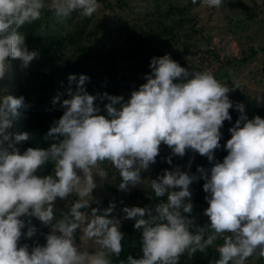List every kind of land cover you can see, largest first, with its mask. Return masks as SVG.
Masks as SVG:
<instances>
[{
    "label": "clouds",
    "instance_id": "9594fccd",
    "mask_svg": "<svg viewBox=\"0 0 264 264\" xmlns=\"http://www.w3.org/2000/svg\"><path fill=\"white\" fill-rule=\"evenodd\" d=\"M202 3L219 8L223 0ZM99 7L98 0H0V80L10 69V59L25 70L40 58L20 29L40 20L44 10L57 18L73 12L90 18ZM149 67L146 83L127 101L106 92L89 94L84 86L89 77L81 74L75 90L69 88L63 100V115L44 136L53 141L50 147H29L22 154L12 140H27L29 133L10 130L19 109L28 105L23 96H0V264H113L112 257L122 252L124 235L121 220L108 218L114 203L103 215L97 214L98 208L90 214L82 211L100 203L92 195L97 187L94 173L106 179L101 165L109 162L122 177L119 190L145 185L141 172L155 163L161 143L173 155L183 157L191 149L212 162L214 150L221 147L220 129L232 119L233 107L240 115L229 128L223 162L215 161L210 170L198 166L199 176L176 168L147 180L157 197L167 196L166 202L156 205L155 214L149 207L123 208L124 218L133 219L134 228L142 231L143 255H129L121 264H178L181 255L206 253L210 247L219 254L214 264H246L253 255L264 258V118L249 119L243 103L233 105L228 93L243 89L238 81L230 88L212 71H189L170 54L153 57ZM68 80L76 81V75L70 74ZM97 99L108 101L107 115L100 114ZM57 100L53 98V105ZM48 161L54 163V176L36 175ZM167 162L171 164V157ZM198 179L205 181L203 189L210 194L205 197L210 224L192 231V220L185 214L193 211L190 185ZM70 195L76 199L57 217L54 202ZM24 216L51 226L45 245L31 251L27 244L18 247L22 235L30 238L35 231L22 233ZM77 229L82 240L93 242L94 251L76 243ZM217 240L223 243L216 244Z\"/></svg>",
    "mask_w": 264,
    "mask_h": 264
},
{
    "label": "trees",
    "instance_id": "16d2710c",
    "mask_svg": "<svg viewBox=\"0 0 264 264\" xmlns=\"http://www.w3.org/2000/svg\"><path fill=\"white\" fill-rule=\"evenodd\" d=\"M252 1V6L243 1L226 2L223 0V4L227 3L230 8L237 6V10L248 14L250 18L260 10L263 11L259 8L256 12L249 14L258 7L255 0ZM142 2L146 7L147 15L137 20L130 18L134 14L133 10L128 7L127 0H98L99 8L104 10L101 18H98V10L90 18L81 17L78 12H73L66 18H57L46 9L40 20L20 29L26 37L29 49L39 52L40 58L31 62L30 67L25 70L20 69L18 60L10 59L9 78L4 77L0 80V96L6 94L17 98L23 96L24 103L28 105L26 108L19 109L20 115L16 119L18 124L16 122L15 127L10 130L17 134L29 133L27 140L15 141L14 138L12 140L14 146L20 149L21 154L29 147L43 149L50 147L53 141L45 140L44 136L63 115L64 108L61 107L63 100L68 98L69 88L75 90L81 74L89 77L84 85L89 94L96 95L106 92L109 95L118 96V91L122 87L120 85L123 82L115 78L118 72L124 71L120 67L125 64V69L137 70L140 74L125 87L132 92L131 86L138 84L135 89L138 90L141 84L146 83V74L151 73L150 64L145 62L146 65L138 64L142 60L140 57L143 54H148L147 47H143L141 44L150 46V50L155 49L158 56H161L164 53L161 50L171 51L174 45L180 44L179 41L183 35L186 37L191 31H195L197 15L190 7L201 4L202 0H197L196 4H193L192 0H186V4L181 3L180 0H143ZM118 10L121 11L122 16L117 14ZM188 45L183 42L184 51L176 54L173 60L189 71L192 69L212 71L219 81L227 75V71L220 72V69L237 66L239 63L243 64L250 57L243 56L241 59L233 57L223 61L213 51L199 50V52H204V56L203 59L200 58L196 61L194 57L197 51L188 50ZM250 50L251 55H256L257 51L253 48ZM261 51L264 52V46L261 47ZM216 62H218V66L209 68ZM203 63H205L204 67L200 65ZM70 74L76 75V81L71 84L68 80ZM260 74L264 78V70ZM131 92L123 95L125 101L130 98ZM228 95L234 106L236 103L245 105V112L249 119L256 115L264 118V104H259L256 100L246 96L244 92L239 93L237 89L229 92ZM54 97H58L55 105L52 102ZM95 103L101 109L100 114L107 115L104 105L108 101L97 99ZM229 112L232 119L225 120L220 129L222 133L221 147L214 150V161L210 162L206 156L199 155L194 161L193 170L188 172L190 175L199 176L198 166L210 170L215 161L223 162V158L227 155L224 145L231 138L229 128L235 125L240 115L235 107L230 108ZM169 150V153H163L159 149V154L156 157V171L151 180L163 175L165 170L174 171L176 168L181 170L185 159L194 153L191 149H186L185 155L181 157L173 155L172 150L170 148ZM168 157H171V164L167 162ZM36 175L54 176V163L46 162L37 170ZM204 183L203 179H198L190 185L193 211L185 215L192 220L190 225L192 231H195L197 226L210 224L209 217L205 215V209L209 206L205 197L210 194L204 191ZM105 187L111 195L110 198L101 200L99 204L92 203L88 209L82 211L89 213L92 208H98L104 204L123 203L126 207H149L155 214L156 205L167 201V196L157 197L150 186L131 192H119L107 183ZM67 199L69 206L76 197ZM61 212L55 211V215L59 217ZM26 220H30L31 224L37 227L38 219L35 216H26ZM134 223L133 219H124L121 223L120 231L124 234L122 252L119 257H112L113 264L126 262L129 255L134 258H140L143 255L141 250L142 231L135 229ZM47 235V228H42L40 236L45 241ZM22 238L23 236H21ZM35 240L32 237L26 239L24 243L19 240L18 247L27 244L31 251L33 247L39 245ZM222 243V240L216 241V244ZM218 258L219 254L215 248L210 247L206 253L197 252L191 257L186 253L181 255L178 264H214ZM246 264H264V258L253 255L246 260Z\"/></svg>",
    "mask_w": 264,
    "mask_h": 264
},
{
    "label": "rangeland",
    "instance_id": "374dc122",
    "mask_svg": "<svg viewBox=\"0 0 264 264\" xmlns=\"http://www.w3.org/2000/svg\"><path fill=\"white\" fill-rule=\"evenodd\" d=\"M115 1V0H110ZM143 0H127L128 7L133 10V14L130 18L137 20L138 18L146 17L147 13H145V5L142 2ZM226 2H237L243 1L249 6L253 5L252 0H225ZM181 3L186 4V0H180ZM258 4V7L255 8L249 14L256 12L259 8L260 10L253 17H248V14L241 13L237 10V6L231 7L224 3L221 7H208L203 3L199 5H194L190 7V9L194 10L197 15V23L195 25V31H191L186 37L183 35L180 44L174 45L171 51L164 52L161 56L165 54H170L172 59H175V55L184 51L182 47V43H188V50L197 51L194 59L196 61L203 59L204 52H199V50H209L218 54L220 60H229L233 57L236 59H241L243 56H250L249 59L239 65H234L231 67H224L220 69V72L227 71V75L222 78V82H225L230 88L233 86V81H238L243 86V89L237 88L239 93H245L251 99L256 100L259 104H264V78L261 76L260 72L264 70V52L261 51V47L264 46V0H255ZM254 9V8H253ZM103 9H98V18H101ZM118 15L122 16L121 11H117ZM184 34V33H182ZM143 47H147L148 54H143L140 58L138 64H150V61L153 57L158 56V52L155 49L150 50L148 45H143ZM250 48H253L257 51L256 55H251ZM189 57V56H187ZM145 62V63H144ZM219 62V61H218ZM218 62L211 64L209 68L218 66ZM146 65V64H145ZM202 67L205 66V63L200 64ZM125 64H123L120 68L124 69V71L118 72L116 76V80L123 82L120 85V90L118 91V96L125 95L131 90L127 89L125 85L132 82V80L138 78L140 76L137 70H132L130 68L125 69ZM6 78H9V72H7ZM138 84L131 86L133 90L137 88ZM131 94V93H130ZM261 98V99H260ZM260 99V100H258ZM127 101V100H126ZM17 120L13 123L16 124ZM18 124V122H17ZM159 149L163 153H169V147L163 143L159 146ZM200 154L198 152H194L190 154L182 163L183 168L181 167L182 172H190L194 168V161L198 158ZM186 165V167H184ZM105 171L107 172L106 179H101L98 174L94 173V179L97 182V187L93 190V197L96 200H103L106 198H110V193L106 189L105 184H109L112 188L117 189L119 192L121 190L118 189L117 185L122 182V177L119 175L118 171L109 163L104 162L101 165ZM157 167V161L155 163L150 164V167L146 171L141 172L142 180H146V184H140L136 187L129 186V192L135 189H144L147 188V180H151L154 175ZM74 195H70L69 197H73ZM68 197V198H69ZM69 200L57 198L54 202L55 211H65L68 209ZM110 204H104L101 207H98L99 211L97 214L103 215L104 209H107ZM115 207L111 213H108V218H118L121 220V223L124 221V213L123 208L126 207L123 203L114 204ZM86 213V212H85ZM91 212H89L90 214ZM25 221V228L22 229V233H26L29 228H34L35 231L31 236L35 241L43 246L46 244V241L40 236V230L42 228H47L48 234L51 232V226L43 225L39 220L37 222V227H34L30 220H26V216L21 217ZM23 238L20 240L21 243H24L27 237L26 235H22ZM74 236L76 239V243L81 245L82 248H87V250L94 251L93 242L91 240H82L81 237L83 233L80 229L75 230ZM20 242V241H18Z\"/></svg>",
    "mask_w": 264,
    "mask_h": 264
}]
</instances>
